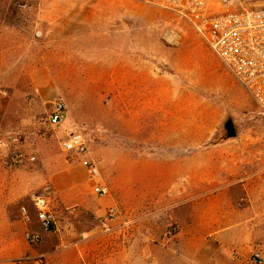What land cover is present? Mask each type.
<instances>
[{
	"label": "rangeland",
	"instance_id": "1",
	"mask_svg": "<svg viewBox=\"0 0 264 264\" xmlns=\"http://www.w3.org/2000/svg\"><path fill=\"white\" fill-rule=\"evenodd\" d=\"M56 99L67 109L62 127L46 123ZM228 119L235 138L223 129ZM68 131L83 135L109 191L95 196L85 174L90 206L76 207L80 238L102 249L99 264H115L119 230L125 241L137 235L135 264H174L157 244L178 230L170 217L184 216L192 160L205 163L215 150L264 151V111L187 22L142 0H0V141L40 179L54 172L45 191L53 212L59 199L74 201L64 172L81 168L60 148ZM19 251L14 262H27L31 251Z\"/></svg>",
	"mask_w": 264,
	"mask_h": 264
},
{
	"label": "crops",
	"instance_id": "2",
	"mask_svg": "<svg viewBox=\"0 0 264 264\" xmlns=\"http://www.w3.org/2000/svg\"><path fill=\"white\" fill-rule=\"evenodd\" d=\"M5 146L6 142L1 140L0 263L99 264L102 249L91 246V239L80 238L78 220L75 219L79 213L76 207L81 210L90 206L85 203L81 190L85 170L81 167L64 172L67 193L74 195V201L58 200L54 211L56 230L53 233L40 231V243L30 247L24 239L25 226L20 207L29 206L32 193L49 191L50 185L54 184V172L47 171V176L40 179L35 168L17 165L21 161L12 160ZM208 154L205 163L192 160L186 193L189 202L182 207L184 216L170 217L168 222L176 224L178 230L169 238L164 234L157 250L174 257V264H246L253 251H261L264 258V151L231 149L209 151ZM162 179L161 176H150L149 180L160 186ZM174 194L176 191L171 193L170 199H164L172 202ZM168 202L166 200L165 206L174 207ZM31 229L38 231L35 226ZM136 236L135 233L128 234L125 241L120 230L116 233L118 249H112L109 255L115 264H135L133 247ZM124 243L126 249H119ZM20 249L31 251L27 262H14L21 253ZM34 249H37V256ZM138 250L145 253L150 249Z\"/></svg>",
	"mask_w": 264,
	"mask_h": 264
},
{
	"label": "built area",
	"instance_id": "3",
	"mask_svg": "<svg viewBox=\"0 0 264 264\" xmlns=\"http://www.w3.org/2000/svg\"><path fill=\"white\" fill-rule=\"evenodd\" d=\"M142 1L187 22L239 87L264 111V0L261 4H252L248 0ZM66 118L64 101L56 99L46 123L51 127H62ZM59 144L63 152L78 159L91 183L92 193L97 197L107 196L108 187L101 182L97 164L87 157L83 135L79 131H68ZM12 159L20 162L23 156L15 153ZM29 202V206L20 207V215L25 226L24 239L28 246L36 247L41 241L40 231L53 233L56 230V218L45 191L32 193ZM115 216L116 211L111 209L109 217ZM34 226L38 231L31 229ZM175 232V228L170 227L165 237L169 238ZM247 264H264L261 252L253 251Z\"/></svg>",
	"mask_w": 264,
	"mask_h": 264
},
{
	"label": "water",
	"instance_id": "4",
	"mask_svg": "<svg viewBox=\"0 0 264 264\" xmlns=\"http://www.w3.org/2000/svg\"><path fill=\"white\" fill-rule=\"evenodd\" d=\"M223 129L227 138H235L236 131L231 120L228 119L225 121V123L223 124Z\"/></svg>",
	"mask_w": 264,
	"mask_h": 264
},
{
	"label": "bare ground",
	"instance_id": "5",
	"mask_svg": "<svg viewBox=\"0 0 264 264\" xmlns=\"http://www.w3.org/2000/svg\"><path fill=\"white\" fill-rule=\"evenodd\" d=\"M164 39L168 42V43H175L176 41V35L171 33V32H166L164 35Z\"/></svg>",
	"mask_w": 264,
	"mask_h": 264
}]
</instances>
